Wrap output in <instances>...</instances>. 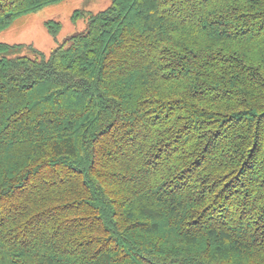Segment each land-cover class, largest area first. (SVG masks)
I'll use <instances>...</instances> for the list:
<instances>
[{
	"label": "trees",
	"instance_id": "obj_1",
	"mask_svg": "<svg viewBox=\"0 0 264 264\" xmlns=\"http://www.w3.org/2000/svg\"><path fill=\"white\" fill-rule=\"evenodd\" d=\"M81 17L0 41V264H264V0Z\"/></svg>",
	"mask_w": 264,
	"mask_h": 264
},
{
	"label": "rangeland",
	"instance_id": "obj_2",
	"mask_svg": "<svg viewBox=\"0 0 264 264\" xmlns=\"http://www.w3.org/2000/svg\"><path fill=\"white\" fill-rule=\"evenodd\" d=\"M112 0H62L48 4L34 12L16 19L9 27L0 31V41L9 44H31L49 55L61 46L69 37L81 33L87 28L84 17L73 20L75 11L97 13L110 6ZM61 23V30L54 35L47 23Z\"/></svg>",
	"mask_w": 264,
	"mask_h": 264
}]
</instances>
